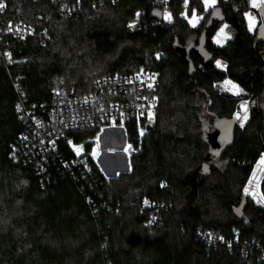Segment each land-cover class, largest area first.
<instances>
[{
	"label": "trees",
	"instance_id": "obj_1",
	"mask_svg": "<svg viewBox=\"0 0 264 264\" xmlns=\"http://www.w3.org/2000/svg\"><path fill=\"white\" fill-rule=\"evenodd\" d=\"M216 1L205 11L202 0H171L170 18L160 19L155 0L104 3L91 16L71 17L54 0H6L0 25L17 20L47 27L50 39L10 38L7 49L17 61L0 65V264H264V205L244 200L249 182H261L264 190V112L254 103L264 92V39L248 31L243 15L264 0ZM194 7L203 18L192 27L184 12ZM216 7L225 19L206 32L212 58L200 68L192 51L196 72L190 75L175 38L197 45ZM224 22L233 36L216 46L212 38ZM219 59L227 68L217 65ZM141 67L159 75V108L131 157V172L107 181L88 157L89 180L74 182L51 164V181L44 183L32 161L11 157L25 128L15 83L29 102L40 104L51 100L56 82L81 95L98 77ZM225 78L244 95L219 92ZM230 116L238 122L233 140L210 160L204 129L215 117ZM126 128L138 146L136 128ZM95 132L70 129L65 139L81 142ZM63 150L68 158L65 144ZM144 198L164 204L152 228L145 226L151 211L142 209ZM201 231H211L217 240L205 242Z\"/></svg>",
	"mask_w": 264,
	"mask_h": 264
},
{
	"label": "built area",
	"instance_id": "obj_2",
	"mask_svg": "<svg viewBox=\"0 0 264 264\" xmlns=\"http://www.w3.org/2000/svg\"><path fill=\"white\" fill-rule=\"evenodd\" d=\"M54 1L59 4L64 16L71 17L82 12L91 16L93 10L100 5L114 4L119 0H98L89 3L88 6L85 0ZM248 1L250 4L251 0ZM170 2L171 0H155L156 8L162 12L160 19H164L163 14L168 11ZM0 4L4 5L0 9L1 18L6 11V0H0ZM262 5L264 2L256 6L249 5L243 13L251 34L257 33L260 26L259 7ZM160 19H155L154 23H158ZM135 23L136 20L133 21V25ZM10 38L19 40L38 38L46 43L50 35L47 27L36 28L23 21H9L0 25V65L8 66L17 61L7 49ZM216 63L223 69L228 66L224 60L222 62L219 59ZM14 85L18 92L16 103L18 117L25 128L12 145L11 157L14 160L32 161L34 170L44 183L51 181L52 172L49 170L51 164L58 165L76 182L81 178L89 180L91 176L88 157H92L97 165L103 156L121 155L131 158L139 152L141 141L156 118L159 108V75L145 67L98 77L94 80L92 89L81 95L69 91L61 82H56L51 91V100L40 104L29 102L19 86L16 83ZM128 124L136 128L138 146L128 138L126 128ZM87 128L96 129L93 137L81 142H76L73 138L65 139L67 130ZM64 144L70 151L68 158L63 150ZM87 144H91L90 150L87 149ZM108 164L116 165L109 161ZM102 172L109 181V177L103 170ZM163 207L164 204L157 205L147 198L143 199L142 209L151 211L145 222L146 227L152 228L159 223ZM200 238L208 243L217 240V236L211 231H201ZM222 239L219 238L223 241Z\"/></svg>",
	"mask_w": 264,
	"mask_h": 264
},
{
	"label": "rangeland",
	"instance_id": "obj_3",
	"mask_svg": "<svg viewBox=\"0 0 264 264\" xmlns=\"http://www.w3.org/2000/svg\"><path fill=\"white\" fill-rule=\"evenodd\" d=\"M189 0H185V4H188ZM202 3L204 5L205 11L209 10L210 8L214 7L218 1L213 0H202ZM162 15V12H161ZM184 15L186 16L189 24L192 27L197 26L200 21L203 18V14L200 13L199 9L197 7L193 8L192 13H189V9L184 12ZM138 17V14L136 15V18ZM164 19L170 18V12L165 11L163 14ZM135 20V19H134ZM133 20V21H134ZM133 21L130 22V25H127L128 27H132ZM233 36V31L229 24L226 22L219 25L217 31L215 32L212 41L216 46H224ZM194 38V37H193ZM219 92H226L228 94L234 95V96H243L244 91L235 85L233 81L229 78H225L220 84L217 86ZM69 90V89H68ZM254 103L260 107L264 112V92L257 97L254 100ZM207 112L205 111V114L203 113V118L208 119L210 116L206 115ZM155 119L153 120V122ZM152 122V123H153ZM151 123V124H152ZM150 124V125H151ZM244 126L242 125L241 128ZM148 132V131H147ZM146 132V133H147ZM146 135V134H145ZM128 157V156H127ZM126 156H103L99 160L98 167L104 171L105 175L109 177V180L112 178L118 177L122 173H129L132 170L131 167V158H127ZM132 157V156H131ZM109 163H114L116 165L110 166ZM261 182L258 183H248L246 186V189L244 190V195L246 202L248 203L251 199H254V202L256 204L264 205V190L261 188ZM250 196L251 198H248Z\"/></svg>",
	"mask_w": 264,
	"mask_h": 264
},
{
	"label": "water",
	"instance_id": "obj_4",
	"mask_svg": "<svg viewBox=\"0 0 264 264\" xmlns=\"http://www.w3.org/2000/svg\"><path fill=\"white\" fill-rule=\"evenodd\" d=\"M261 16V23L257 30V36L259 39H264V5L259 7ZM155 17L161 18V11L156 9L154 11ZM225 16L222 13L221 8L216 7L213 9L209 20L207 21L203 32L200 36L199 43L197 45H182L175 38L174 48L180 54L183 63L188 65L189 74L192 75L196 72L195 63L191 57V52L195 51L199 57V67L202 68L212 58V54L206 49V32L215 21H224ZM237 119L235 116L230 117H215L213 124L210 127L204 129V137L209 142L208 159H214L221 154L223 149L228 146L234 137V130L237 125ZM205 165V164H203ZM245 201H243L238 207L235 208L236 213H240Z\"/></svg>",
	"mask_w": 264,
	"mask_h": 264
},
{
	"label": "snow or ice",
	"instance_id": "obj_5",
	"mask_svg": "<svg viewBox=\"0 0 264 264\" xmlns=\"http://www.w3.org/2000/svg\"><path fill=\"white\" fill-rule=\"evenodd\" d=\"M4 7V5L3 4H0V9H2ZM219 63V62H218Z\"/></svg>",
	"mask_w": 264,
	"mask_h": 264
},
{
	"label": "crops",
	"instance_id": "obj_6",
	"mask_svg": "<svg viewBox=\"0 0 264 264\" xmlns=\"http://www.w3.org/2000/svg\"><path fill=\"white\" fill-rule=\"evenodd\" d=\"M220 61H223V60L220 59Z\"/></svg>",
	"mask_w": 264,
	"mask_h": 264
}]
</instances>
